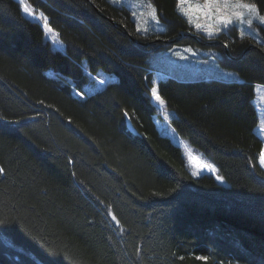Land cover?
Instances as JSON below:
<instances>
[{"label":"trees","instance_id":"trees-1","mask_svg":"<svg viewBox=\"0 0 264 264\" xmlns=\"http://www.w3.org/2000/svg\"><path fill=\"white\" fill-rule=\"evenodd\" d=\"M27 1L60 46L19 0H0V264H264L254 102L264 57L242 55L253 40L235 28L219 37L237 60L213 46L239 80H157L161 44L133 42L88 0ZM91 1L143 41L193 30L178 0H150L165 26L150 36L129 8ZM243 1L264 15V0ZM102 72L115 77L89 96L74 93ZM155 84L171 124L225 183L193 175L182 147L159 130Z\"/></svg>","mask_w":264,"mask_h":264},{"label":"rangeland","instance_id":"rangeland-1","mask_svg":"<svg viewBox=\"0 0 264 264\" xmlns=\"http://www.w3.org/2000/svg\"><path fill=\"white\" fill-rule=\"evenodd\" d=\"M110 1L116 5L119 6L123 5L130 9L131 19L135 22V28L140 34H143L144 36L145 35L150 36L164 31V27H165L164 23L160 19L155 5L150 0H110ZM193 2L194 3L198 2L200 4H203L204 0H193ZM243 2L249 3L246 1ZM26 3L29 6V8L32 9V7L28 4L27 0ZM153 8H155L156 10V17L159 21L158 23L156 22V20L153 19L151 15ZM25 14L31 18L40 19L43 23V26L46 29L47 35L55 42L56 46H60L56 33L50 28L48 23L47 26H45L44 19L40 18L41 13L34 12V15H30L28 13ZM184 17L189 22L188 17L186 16ZM196 23H200L202 27L200 29H197L195 27ZM189 24L192 26L193 30L192 31L187 30V31L197 33L206 40H217V39L223 40L220 39L219 37L222 34L230 35L231 34L230 29L235 28L239 30L240 36H241V32H243V36L250 37L253 40L252 44L264 45V34L262 30V28H264V24H262L260 21L256 19H253L252 25H248L246 23L241 24L239 21H236L234 19L233 24L225 28V26L222 23H220L217 19L205 18L203 16H200L199 19H197V15L193 14L192 21L189 22ZM209 24H211L213 29V34L211 38L209 37V33L206 30V27H204ZM217 28L220 29L219 32H215V29ZM180 31H183V29L177 31L176 35H178ZM158 38H162V37H157L156 39ZM159 44H161V46L157 47L158 48L157 51L154 52L155 55L153 56V64L163 72L157 74V80L164 76L165 77L172 76L184 80L217 78L222 80L235 81V80H239L240 78L239 74L235 70L223 67L222 65L219 64L217 59L222 55V53L216 47L213 46L207 47L209 45H201V44H200L201 46H197L195 44H191V45L177 44L176 42L168 45L165 44L164 46H162L161 42H159ZM101 74H100L101 76L98 75L95 77V79L98 80V82L95 80L96 81L95 84L92 85L90 84L87 86L85 85L86 87L84 86L85 91H81L77 89V87L72 85L74 93L76 95L83 97L89 96V94L96 92L98 89H100L102 85H104L102 82L104 81V83H106L107 78L112 79L115 77L114 75H110L109 73L102 72ZM153 88H155L157 90V93L159 94L156 84L153 86ZM255 92H256V96L254 98V102L259 112V123L256 128V133L260 136V138L263 141L262 152H264V84L256 83ZM153 98L160 110L159 113L155 116L157 127L162 132V134L169 136L175 143H177L182 147L190 172L195 176L207 173L214 175L216 178L218 176L221 177L219 175L218 165L214 161H212L202 150L192 146L189 143V141L184 137H182L178 133V131L174 128V126L171 124V118L175 115V113L171 110H168L165 106V103L161 104L158 100H156L154 95ZM260 163L264 167V159H262V157L260 158ZM205 164H210L213 165L214 167L211 169L205 168L204 167ZM218 180L221 181L222 183L226 182L224 178L222 180L221 179Z\"/></svg>","mask_w":264,"mask_h":264},{"label":"snow or ice","instance_id":"snow-or-ice-1","mask_svg":"<svg viewBox=\"0 0 264 264\" xmlns=\"http://www.w3.org/2000/svg\"><path fill=\"white\" fill-rule=\"evenodd\" d=\"M22 5V9L25 13L30 15H34V10L29 8L26 3V0H19ZM177 8L179 11L186 17H188L189 22L192 21L193 14L197 15V19L200 16L210 19H217L220 23H222L225 28L227 26L232 25L234 19L239 21L241 24H248L252 25L253 19L260 21L264 24V15L260 14V10L257 8L255 4L245 3L243 0H204L203 4L194 3L193 0H178ZM151 15L154 20L158 23V19L156 17V10L155 8L152 9ZM247 17V18H246ZM42 19L45 21V26H47L46 17H43L41 14ZM195 27L200 29L202 25L200 23H196ZM209 33V37L211 38L213 34V29L211 24L204 26ZM220 29H215V32H219ZM241 36H243V32H241ZM152 94L155 96L156 100H158L161 104L164 103L163 99L157 93L155 88L152 89ZM262 159H264V152L261 153ZM205 168H213V165L205 164ZM4 172V169L0 167V173ZM217 179H223L222 177H217ZM113 220L115 221L116 218L113 216ZM117 223H119L117 221ZM206 259V258H205Z\"/></svg>","mask_w":264,"mask_h":264},{"label":"water","instance_id":"water-1","mask_svg":"<svg viewBox=\"0 0 264 264\" xmlns=\"http://www.w3.org/2000/svg\"><path fill=\"white\" fill-rule=\"evenodd\" d=\"M89 2H91V4L94 6V8L96 9V11L103 17H105L106 19H108L109 21H111L114 25H118L120 26L123 31L129 36V38L135 42V43H139L141 45H144V46H148V45H151L153 43H163V44H172V43H175L179 40H181L182 38H185V37H189V38H192L194 39L195 41L203 44V45H209V46H214V45H222L224 47V53L231 59H234V60H237L239 59L241 56H234L231 52V48H230V45L226 42V41H223V40H206L205 38H203L202 36H200L199 34L197 33H194V32H191V31H187V30H183V31H180L179 34L174 37V38H171V39H163V38H158V39H155V40H148V41H143L141 39H138L136 36H134L130 30L125 26V24L119 22L117 19L113 18V17H110L108 16L107 14H105L97 5H95L91 0H88ZM252 49H255L257 50L263 57H264V49L262 47H260L259 45H256V44H252L250 43L246 49L242 52V55L245 54L246 52H248L249 50H252Z\"/></svg>","mask_w":264,"mask_h":264},{"label":"bare ground","instance_id":"bare-ground-1","mask_svg":"<svg viewBox=\"0 0 264 264\" xmlns=\"http://www.w3.org/2000/svg\"><path fill=\"white\" fill-rule=\"evenodd\" d=\"M152 3H153V2H152ZM122 6H123V5H122ZM124 7H125V6H124ZM122 30H123V29H122ZM191 31H192V30H191ZM213 39H214V38H213ZM214 46H217V45H214ZM221 46H222V45H221ZM222 47H223V46H222ZM223 50H224V47H223ZM101 75H102V74H101ZM101 75H100V76H101ZM101 78H102V77H101ZM104 79H105V78H104ZM97 82H98V81H97ZM102 83L104 84V81H103ZM102 83H101V84H102ZM105 84H106V83H105ZM102 86H103V85H102ZM82 91H85V88H84V90H82ZM79 97H80V96H79ZM223 181H224V180H223ZM28 250H29V249H28Z\"/></svg>","mask_w":264,"mask_h":264}]
</instances>
